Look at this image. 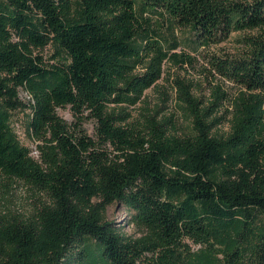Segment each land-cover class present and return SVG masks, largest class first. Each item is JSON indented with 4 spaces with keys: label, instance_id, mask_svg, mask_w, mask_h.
Segmentation results:
<instances>
[{
    "label": "trees",
    "instance_id": "1",
    "mask_svg": "<svg viewBox=\"0 0 264 264\" xmlns=\"http://www.w3.org/2000/svg\"><path fill=\"white\" fill-rule=\"evenodd\" d=\"M161 16L168 29L190 30L195 46L260 29L236 58L211 61L241 88L224 110L225 134L212 132L222 120L211 117L224 92L201 105L179 79L185 132L171 133L157 110L123 124L164 62L191 60L159 30ZM47 45L49 64L38 53ZM65 106L72 123L56 112ZM26 108L37 158L12 125ZM4 179L40 197L29 214L0 211V264H264V0H0ZM113 202L138 235L107 219Z\"/></svg>",
    "mask_w": 264,
    "mask_h": 264
},
{
    "label": "rangeland",
    "instance_id": "2",
    "mask_svg": "<svg viewBox=\"0 0 264 264\" xmlns=\"http://www.w3.org/2000/svg\"><path fill=\"white\" fill-rule=\"evenodd\" d=\"M147 15L153 21L158 19L154 13H148ZM159 22L161 23L160 31L167 34L169 38L173 33V36L177 38L179 45L174 51L189 54L191 60L185 62L182 66L164 62L161 77L155 85L146 89L141 100L135 105L125 108L129 113V117L123 124L131 125L143 122L144 115L153 114L157 110L156 118L158 120H163L166 117L170 120L167 127L171 133L181 135L185 132L189 127V122L181 114L176 103L177 87L175 86V80L179 79L185 84L191 85V92L202 101L201 105H208L213 100V91H215L216 87H219L224 92V99L220 108L213 112L211 117L215 116L222 120L212 129V132L225 134L228 130V125L224 118V116L227 118L224 110L231 108L230 102L237 97L241 88L237 83L220 74L211 61L218 58H236L242 51L246 50L245 38L258 34L260 29L233 31L222 40L210 42L206 46H195L193 44L195 36L190 30L180 26L168 29L169 24L166 16H161ZM38 53L42 55L43 61L46 63L55 62L53 58L54 48L52 46L47 45L39 50ZM19 96L25 103L28 102L30 97L24 89L19 90ZM56 112L67 123L73 122L74 116L69 106L58 107ZM28 114L29 108L13 111L12 125L20 142L31 150L30 153L34 158H37V141L30 138L26 132ZM95 125L94 119L89 117L82 122L83 129L90 136H94ZM109 149L111 148L109 147ZM39 197L35 190L27 187L22 181L4 179L3 183H0V211L29 214L33 210L34 205L38 203ZM106 216L125 234L130 236L139 234V230L129 222L130 213L120 202H113L108 205Z\"/></svg>",
    "mask_w": 264,
    "mask_h": 264
}]
</instances>
